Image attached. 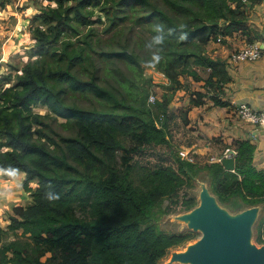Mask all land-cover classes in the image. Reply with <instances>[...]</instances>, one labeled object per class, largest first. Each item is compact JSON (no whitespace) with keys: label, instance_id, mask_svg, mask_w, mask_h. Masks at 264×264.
<instances>
[{"label":"trees","instance_id":"trees-1","mask_svg":"<svg viewBox=\"0 0 264 264\" xmlns=\"http://www.w3.org/2000/svg\"><path fill=\"white\" fill-rule=\"evenodd\" d=\"M73 1L68 5L66 0H48L40 13L47 25L34 31V56L21 65L13 84H0V167L5 173L23 170L22 186L31 194L28 204L12 206L7 222L13 232L20 228L26 239L17 236L3 242L0 264H43L41 255L46 251H50L46 259L55 260L52 264H156L187 233L161 229L151 220L149 207L163 197L180 200L179 208L191 205L189 172L198 165L195 156L189 160L171 141V129L188 122L187 108L178 116L169 106L173 92L188 86L181 75H191L203 79L205 87L189 90L191 102L199 103L206 95L217 104H227L219 94L230 78L229 59L209 55L206 43L221 32L224 36L246 28L245 7L258 0H162L172 11L159 9L153 0ZM129 3L134 5L132 19L150 24L148 63L168 78L161 96L148 100L153 84L149 80L129 91L127 103L123 98L125 104L116 100L124 110L68 104L63 97L65 86L113 95L92 72L84 78L72 65L83 60L93 64L94 22L111 27L125 16L124 6ZM96 4H110L103 7V17L93 16ZM146 6L147 13L137 11ZM61 25H68L75 37L62 38ZM157 26L162 30L158 32ZM82 27H86L83 32ZM156 36H162L161 43L154 42ZM98 52L130 56L125 48ZM197 66L208 68L207 74L202 75ZM37 103L54 114L33 109ZM57 116L64 118L62 124L73 126V135L53 126L51 119ZM121 135L130 136L132 145L125 146ZM146 145H163L168 155H159L136 177L132 151L141 152ZM117 147L123 148L119 156ZM233 147L237 149L233 169L219 160L203 163L212 173V181L207 182L210 191L225 199L237 192L251 201L248 204L264 202V172L251 163L253 145L237 140ZM32 178H37L36 185L29 183ZM49 194L57 198L50 200ZM76 205L84 212H77ZM239 206L236 210L242 209ZM257 224L255 239L264 242V215Z\"/></svg>","mask_w":264,"mask_h":264},{"label":"rangeland","instance_id":"rangeland-1","mask_svg":"<svg viewBox=\"0 0 264 264\" xmlns=\"http://www.w3.org/2000/svg\"><path fill=\"white\" fill-rule=\"evenodd\" d=\"M153 1L157 4L159 9L172 11L162 0ZM72 3H74L73 0H66L65 2V4L68 5ZM47 4L48 0H4L3 5H0V84H13L16 81L15 73L19 71L21 65L26 60L34 56L32 52L37 46L36 34L34 31L36 27H45L47 25V23H45L40 17L41 8ZM108 6H110V4L92 5L94 8L93 16L97 17L99 15L100 17H103L105 15L103 7ZM148 8L149 6H146L145 8H140L137 11L147 13ZM133 11V3L126 4L123 11V13H126L125 16L118 19L117 23L107 29H105L103 25L105 22L95 21L94 25L96 28L93 33H96L94 37H97V43L95 42L96 49L94 51L91 50L93 64H90L89 61L86 62L83 60L72 65V69L84 78L89 77L92 72L91 75L94 76L96 81L111 89L113 95L109 93L98 94L91 88L80 90L78 88L74 89L73 87L65 86L63 97L68 104H74L77 107L89 109L124 110L126 108L122 107V104L116 100L122 101L124 104L125 102L127 103L131 99V93L134 88H136L138 83L144 86L149 83V80L153 81V84L150 86V91H155L156 94L163 89L162 84L166 82H163L162 79H164L163 76L165 74H163L162 71L155 69L153 65L148 63L149 45L147 44V41L149 40L148 37H150V33H152L149 28L150 24L145 20L134 21L132 19ZM154 17H158V15ZM61 26L63 27L61 30L62 38L67 36H71L72 38L75 37L71 34L72 32L70 31V27L68 25ZM85 30L86 27H82L81 32ZM235 31L231 33H234ZM57 43H59V41H57ZM109 48H125L130 56H105L98 52V50L100 51L102 49ZM82 62L85 65H83ZM197 67L202 75H206V68L200 66ZM181 79L188 83V86L185 87L187 92L193 89L192 85H190L191 80L188 75H181ZM130 90L132 92H129ZM33 109L42 112L49 111L47 106L38 103L33 105ZM49 112L54 114L51 111ZM51 120L53 122V126L62 134H74V128L71 124L64 125L60 122L61 120H64L62 116H57L56 119ZM120 139L125 146H130L133 143L132 138L128 135H121ZM172 143L175 147V142L172 141ZM143 147L144 150L141 152L137 150L132 151V161H134L132 174L136 177L139 176L145 165L157 162L160 159L159 155H168L166 153V147L163 145H146ZM116 152L119 156L120 153L123 152V148L117 147ZM195 169L196 167H194V170ZM194 170L189 172L192 185L188 188V191L194 198L191 205L179 208L180 200L173 201L174 197H163L157 203L149 207L151 220L155 221L161 229L168 232L187 233V237L183 241L169 246L166 253L158 259L156 264H193L190 261L173 260L171 259V254L173 251L186 249L189 243L195 241L202 234V230L199 227L189 225L188 220L180 216L181 213L192 209V207L199 203V190L205 183L208 186L207 180L205 178L200 179L196 176V172L193 173ZM10 178L12 177L10 176ZM5 179L6 178H4V181H7ZM9 180L8 182L12 183L11 192L15 195L13 202L22 205L28 204L31 201V194L22 186L23 178L15 182H11L12 180ZM29 183L31 185H36L37 178H32ZM6 186L8 187L9 185H5V187ZM215 197L217 202L221 206L227 208L230 212L237 211L236 207L242 203H251V201L249 202L248 200H243L240 197L243 201L235 200L232 203L230 201V204L223 196L215 194ZM247 205L249 206L250 204ZM167 206H174L177 209L167 211ZM76 210L80 213L84 212V210L82 211L81 209V205H76ZM263 215L264 205L260 208L259 214L253 222V231L250 236V240L258 245L264 243L257 241L254 236L257 234V222ZM7 225L8 224L5 223L3 226L4 230L0 232V245L9 239L16 238L17 236L26 239V234L21 235L20 228L17 230V235V232L10 230ZM49 254L50 251H46L43 255H41L42 261L45 260L43 264H52L55 261L54 259H46Z\"/></svg>","mask_w":264,"mask_h":264},{"label":"crops","instance_id":"crops-1","mask_svg":"<svg viewBox=\"0 0 264 264\" xmlns=\"http://www.w3.org/2000/svg\"><path fill=\"white\" fill-rule=\"evenodd\" d=\"M245 10L246 28L224 34L223 41L210 39L206 43V52L209 55L219 56L227 61L231 49L250 40L264 41V0L255 1L252 5L246 6ZM206 69L208 72V68ZM227 70L230 78L224 82L223 91L219 94L227 101V104H217L206 95L201 102L193 103L190 100V92H187L185 87L176 88L169 103L178 116L183 109L187 108L188 117L186 124L180 122L171 129V141L175 142L181 153L196 157L198 165L195 166L193 173L196 172V176L200 179L205 178L208 183L212 181V173L203 163L207 161L210 154L219 153L226 147H233L237 140H246L253 145L251 163L264 172V128L240 117L234 109L235 104L241 101L255 108L264 104V54L255 59L229 61ZM188 76L193 89L205 90L202 86L203 79L196 80L191 75ZM163 78L162 81L167 82L166 75ZM162 91L163 89L157 95L161 96ZM178 121H180L179 117ZM24 174V171L18 168L10 169L5 173L0 167V224L2 226L9 221V213L12 212V206L16 204L13 202L15 195L11 192L12 183L8 180L18 181L24 177ZM4 178L7 181H4ZM5 185L9 186L5 187ZM229 196L231 197L226 196L229 203L230 201L232 203L235 198L243 201L237 192ZM245 204H240L239 208L248 206V203ZM259 204L261 207L264 205L263 202Z\"/></svg>","mask_w":264,"mask_h":264},{"label":"water","instance_id":"water-1","mask_svg":"<svg viewBox=\"0 0 264 264\" xmlns=\"http://www.w3.org/2000/svg\"><path fill=\"white\" fill-rule=\"evenodd\" d=\"M232 153V148H229ZM234 155L221 158L226 168H234ZM261 206L252 204L230 212L221 206L207 184L199 190V203L181 213L189 225L202 234L184 250L173 251L171 259L193 264H264V243L250 240L252 225Z\"/></svg>","mask_w":264,"mask_h":264},{"label":"built area","instance_id":"built-area-1","mask_svg":"<svg viewBox=\"0 0 264 264\" xmlns=\"http://www.w3.org/2000/svg\"><path fill=\"white\" fill-rule=\"evenodd\" d=\"M223 37V34L220 33L215 38V41H221ZM262 54H264V41L255 39L247 41L246 43L231 49L227 58L229 59V61L248 60L255 59ZM156 97L157 94L155 93V91L151 90L148 94V100L153 101ZM234 109L240 117L256 123L264 128V104L259 108H255L249 103L241 101L235 104ZM229 148H232V153L229 151ZM230 154H233L235 158L237 149L234 147H226L219 153L210 154L207 160L221 161L222 157L228 156ZM186 156L189 160L194 159V156L192 154H186Z\"/></svg>","mask_w":264,"mask_h":264},{"label":"clouds","instance_id":"clouds-1","mask_svg":"<svg viewBox=\"0 0 264 264\" xmlns=\"http://www.w3.org/2000/svg\"><path fill=\"white\" fill-rule=\"evenodd\" d=\"M156 30L159 32L162 29L160 28V26H157V29ZM180 38L181 39H184L185 37L184 36H181ZM154 42L155 43H161L162 42V36H156V37H154ZM156 60L158 61L159 60V57H156ZM48 198L51 200V199H55L57 197H54L51 194H49V197Z\"/></svg>","mask_w":264,"mask_h":264}]
</instances>
